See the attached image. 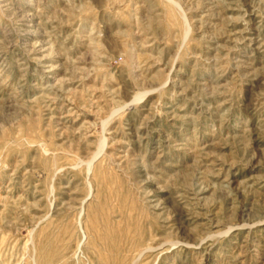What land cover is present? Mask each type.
Returning a JSON list of instances; mask_svg holds the SVG:
<instances>
[{
    "label": "rangeland",
    "instance_id": "1",
    "mask_svg": "<svg viewBox=\"0 0 264 264\" xmlns=\"http://www.w3.org/2000/svg\"><path fill=\"white\" fill-rule=\"evenodd\" d=\"M0 264H264V0H0Z\"/></svg>",
    "mask_w": 264,
    "mask_h": 264
}]
</instances>
